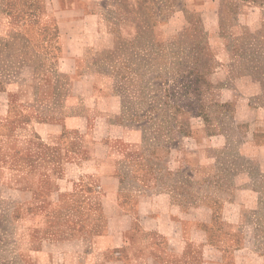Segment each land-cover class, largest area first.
Segmentation results:
<instances>
[{
  "label": "rangeland",
  "instance_id": "374dc122",
  "mask_svg": "<svg viewBox=\"0 0 264 264\" xmlns=\"http://www.w3.org/2000/svg\"><path fill=\"white\" fill-rule=\"evenodd\" d=\"M0 0V264H264V0Z\"/></svg>",
  "mask_w": 264,
  "mask_h": 264
},
{
  "label": "crops",
  "instance_id": "0c3cea01",
  "mask_svg": "<svg viewBox=\"0 0 264 264\" xmlns=\"http://www.w3.org/2000/svg\"><path fill=\"white\" fill-rule=\"evenodd\" d=\"M83 0H26L34 17H45L47 24L59 33L86 32L85 17L81 11Z\"/></svg>",
  "mask_w": 264,
  "mask_h": 264
}]
</instances>
